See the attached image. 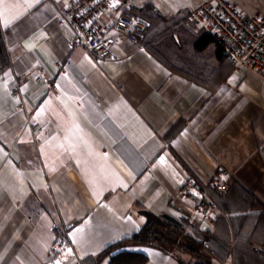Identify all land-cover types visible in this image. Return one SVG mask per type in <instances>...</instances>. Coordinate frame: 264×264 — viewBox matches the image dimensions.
I'll return each instance as SVG.
<instances>
[{"label": "crops", "instance_id": "obj_1", "mask_svg": "<svg viewBox=\"0 0 264 264\" xmlns=\"http://www.w3.org/2000/svg\"><path fill=\"white\" fill-rule=\"evenodd\" d=\"M72 1L0 0V27L11 39L10 66L0 74V264H81L138 232L143 209L186 221L191 235L212 230L217 205L207 216L192 213L215 180L238 181L264 211L259 73L234 68L210 90L121 37L117 59H98L70 45L60 23V9ZM228 1L247 15L264 14V0ZM207 2L142 0L139 7L172 16ZM58 238L64 245L53 248ZM118 251L143 254L144 264H177L150 246Z\"/></svg>", "mask_w": 264, "mask_h": 264}, {"label": "trees", "instance_id": "obj_2", "mask_svg": "<svg viewBox=\"0 0 264 264\" xmlns=\"http://www.w3.org/2000/svg\"><path fill=\"white\" fill-rule=\"evenodd\" d=\"M133 13L150 22L139 44L173 73L213 90L233 72L234 66L222 49L189 20V10L165 16L147 4ZM10 43L0 27V74L10 66ZM204 189L220 210L212 230L191 235L186 221L181 224L143 209L145 222L138 232L85 257L81 264H101L106 258L108 264L146 263L148 258L143 254L118 251L130 245L159 249L174 257L177 264H215L213 260L224 264L230 257L233 264H264V211L257 198L236 180L226 191H218L212 184ZM178 253L191 258L186 261Z\"/></svg>", "mask_w": 264, "mask_h": 264}, {"label": "built area", "instance_id": "obj_3", "mask_svg": "<svg viewBox=\"0 0 264 264\" xmlns=\"http://www.w3.org/2000/svg\"><path fill=\"white\" fill-rule=\"evenodd\" d=\"M141 1L73 0L60 9V23L70 34V45L82 46L98 59L115 60L114 45L118 37L139 44L150 25L148 20L133 13ZM189 20L214 40L235 69L255 70L264 79V14L247 15L228 0H208L207 4L190 12ZM110 31L115 36L110 35ZM13 91H18L17 86ZM31 127L40 131L37 125ZM190 186L191 183H185L181 192L188 194ZM213 186L225 191L228 183L215 180ZM216 210V204L206 194H201L192 216H207ZM63 245L60 238L52 242L53 248Z\"/></svg>", "mask_w": 264, "mask_h": 264}, {"label": "snow or ice", "instance_id": "obj_4", "mask_svg": "<svg viewBox=\"0 0 264 264\" xmlns=\"http://www.w3.org/2000/svg\"><path fill=\"white\" fill-rule=\"evenodd\" d=\"M58 264H59V262H58Z\"/></svg>", "mask_w": 264, "mask_h": 264}]
</instances>
